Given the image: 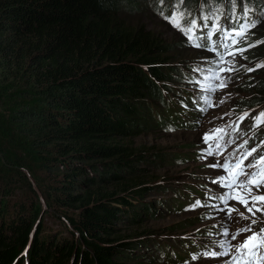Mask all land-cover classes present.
<instances>
[{
  "label": "trees",
  "instance_id": "obj_1",
  "mask_svg": "<svg viewBox=\"0 0 264 264\" xmlns=\"http://www.w3.org/2000/svg\"><path fill=\"white\" fill-rule=\"evenodd\" d=\"M119 2L0 0V264H127L147 240L119 233L115 219L136 231L150 205L137 198L158 178L113 171L130 173L146 155L124 141L132 129L173 123L164 80L181 73L158 63V41L118 15L139 0ZM244 84L249 100L264 98V75ZM105 184L113 186L95 188ZM44 215L65 235L45 229Z\"/></svg>",
  "mask_w": 264,
  "mask_h": 264
},
{
  "label": "rangeland",
  "instance_id": "obj_2",
  "mask_svg": "<svg viewBox=\"0 0 264 264\" xmlns=\"http://www.w3.org/2000/svg\"><path fill=\"white\" fill-rule=\"evenodd\" d=\"M185 1L183 0V11L189 14L193 10L196 13V5L193 0H189V4H186ZM213 1L210 0V4H214ZM261 1L245 0L253 9H257V2ZM168 4L169 0H139L135 9L128 12L121 11L118 15L129 28H143L148 35L158 41L160 48H156L154 51L156 56L153 55L155 56L154 59L159 60L158 63L176 65L181 71L202 78L203 74L193 72V69L197 66L206 68L209 66V62L215 60V58L208 52L189 49L183 45L182 39L185 36L162 18L157 11V8L162 5L161 10L167 12ZM222 4H226L227 8L229 7L227 0H219V5H215L221 7ZM201 14L199 13V16ZM263 24L264 19L251 30L249 43L264 40V31L260 30ZM162 44L165 46L164 48H162ZM241 46L244 45L241 44ZM263 46L264 43H260L256 47L248 49L243 54L247 57V60L237 55L235 58L237 65L254 67L256 63L264 61V53L260 55ZM189 51L194 53L195 56L193 58H182ZM229 59L232 58L227 56L226 60ZM221 75L225 76L223 73ZM263 75L264 68L257 69L252 73H246L243 69L237 71V74L230 79L227 88L210 94L213 106L205 116L200 118L196 116V113H193V115H177V119L180 116L191 125L188 129L181 128L184 126L180 125L178 121L174 123L176 128L166 126L164 128H154L155 125L151 124L152 127L142 129L141 127L134 128L133 123L129 126L134 129L130 132L131 134L126 136L124 141L129 145V149L145 148L146 155L135 163L132 172L125 173V170L118 169L117 172L113 171L114 174H122L123 178L132 175L155 176L158 180L154 182V186L148 194H143H147V197L137 198L143 206L150 205H148L149 209L146 216L143 215L141 210L139 211L141 217H137L136 221L139 223L136 225V231L134 226H128L125 217H120L121 219L125 218L123 221L119 218L115 219V230L119 233L132 236L138 231H143L142 234L134 237L147 238L143 245L129 250L132 253H128V257L125 259L127 264H224L227 257L210 258L202 256L201 253L210 248L218 251L219 249L214 246L215 242L227 239L219 235L223 228L227 227L229 231L233 232L235 228L240 229L247 226L251 221V217L243 206L236 201H230L229 206L238 209V211L233 212L229 217L226 211L220 212L218 210L220 207H224L219 200L210 199L205 194V192L210 191L211 194L218 196L221 194V189L213 183L219 176V170L209 167L211 160L200 154L199 149L202 148L200 138L223 121L235 119L245 111L250 113L245 119L249 121L252 127L253 117L256 116V113L264 110V98L260 101L263 102L260 105H258L260 102L254 103L256 98L249 100V97L254 96L255 93L252 88L244 83L252 79L254 81ZM165 82H167L164 83L166 89H163V92L169 95L168 99L175 106V109L184 112L197 110L189 104L187 94H194L195 91L200 92L201 95L205 93L197 88L195 82ZM157 88L160 89L161 86L157 84ZM140 97L144 100V96ZM221 99H223V103H221ZM2 102L4 105L7 99H3ZM251 105L255 107L246 109ZM162 106L163 104L161 106L154 105L157 109ZM225 113L228 115H225ZM150 123L153 122L150 121ZM169 129L173 130L169 131ZM253 129L264 130V123ZM154 152L163 156L162 159H157V155L153 156L151 153ZM202 162H207V164L204 165ZM210 173H213V180L209 177L211 176ZM39 176L42 177L45 184L48 182L53 183L51 175L43 173ZM73 180L80 181L76 176L73 177ZM112 186L113 184H105L95 188L111 189ZM14 196H18V193L16 192ZM137 199L132 198V201L138 205ZM197 200H200L201 206L194 209L190 208V205ZM211 205L216 207H211ZM155 210L158 211L153 213ZM240 212H244V215L249 216L250 219H243ZM257 220V223L264 222V215L257 213ZM119 221H122V223ZM41 224L45 229H51L53 232L59 229V232L65 235L62 225L51 215H44ZM192 245L198 247L196 251H194ZM24 251L21 255L24 254ZM163 254H165V257H163ZM194 256L196 259H193Z\"/></svg>",
  "mask_w": 264,
  "mask_h": 264
},
{
  "label": "snow or ice",
  "instance_id": "obj_3",
  "mask_svg": "<svg viewBox=\"0 0 264 264\" xmlns=\"http://www.w3.org/2000/svg\"><path fill=\"white\" fill-rule=\"evenodd\" d=\"M229 7L225 11L220 6H213L207 12L202 13L197 18L190 17L183 11V0H174V6L169 8L170 15L162 11V5L157 8L158 13L169 22L173 27L179 30L186 37L187 43L191 47H205L204 41H207L206 49L216 54V59L209 62L206 68L197 66L193 72L201 73L202 80L195 81L199 84L200 89L205 95H202L195 103H203L201 111H206L208 107L213 106L210 94L220 89L228 87L230 77L222 76V73H235L243 69L246 73L255 72L257 69L264 68V61L258 62L254 67H246V65H237L236 56H243L250 48L256 47L264 40H258L249 43V33L257 27L264 19V8L256 9L260 14V18L253 16V8L245 2V0H228ZM219 5V0H216ZM229 21L227 26L221 25V18ZM219 31L218 40H213L214 34ZM243 44L244 46H238ZM223 49V52L219 49ZM225 56L232 59L226 60ZM221 99V103H223ZM225 115H228L225 113ZM250 113L248 111L240 114L237 119L244 121ZM253 128H257L264 123V110L260 111L253 117ZM228 127H232L229 125ZM173 129H169L172 131ZM233 132L239 130V124L232 127ZM225 128L218 127L211 129L205 133L203 141L208 144V148L204 150L207 156L222 155L224 157L221 163L217 160L215 163L208 165L212 168L221 169L225 175L217 177L213 183L221 188V194L215 199L219 200L224 207H220V212H227L229 217L238 209L229 206L230 201H236L243 206L247 213L250 214L251 222L247 226L238 229L235 233H231L227 227L219 235L227 239H221L215 242V247L219 250L206 249L201 253L204 257L219 258L227 257L224 264H264V228L254 231L253 226L257 224V213L264 215V151H260L264 147V140L255 147H249V139H244L241 143H236L232 138L225 140ZM236 144L231 152H227V146ZM251 158V159H249ZM248 161V163H245ZM243 177V179H241ZM226 189L227 191H224ZM211 199V197H210ZM201 206L200 200L190 205V208ZM211 207H216L211 205ZM240 216L248 220L249 216H245L244 212H240ZM246 235L245 239L233 244L241 234ZM193 259H196L194 256Z\"/></svg>",
  "mask_w": 264,
  "mask_h": 264
},
{
  "label": "clouds",
  "instance_id": "obj_4",
  "mask_svg": "<svg viewBox=\"0 0 264 264\" xmlns=\"http://www.w3.org/2000/svg\"><path fill=\"white\" fill-rule=\"evenodd\" d=\"M189 0H186L185 1V3L186 4H189ZM214 2V4H210L211 2H210V0H193V3L196 5V13H195V11L193 12V10H192V12H189V16L190 17H193V18H197V19H199V13H205V9L208 7V9L210 8V7H213L215 4H216V1L214 0L213 1ZM173 3H174V0H169V4H168V7L166 8L167 9V12L166 13H168L169 15L171 14L170 13V11H169V8L170 7H173L174 5H173ZM257 4H258V7H257V9H260L261 8V6H264V0H262L261 2H257ZM216 6V5H215ZM222 6H223V8L225 9V11H227L228 10V8H227V5L226 4H222ZM253 16L255 17V18H260V14L259 13H257L256 12V9L254 8L253 9ZM262 20V19H261ZM228 23H229V21L227 20V19H225V18H221V20H220V24L221 25H224V26H227L228 25ZM219 35H220V33H219V31H217V33L216 34H214V36H213V40H218V38H219ZM182 43H183V45L186 47V48H189V49H196V50H199V51H205V52H208V53H210V55L213 57V58H217L216 57V54L214 53V52H210V51H208L207 49H206V45H207V41L205 40L203 43H204V45H205V47H201V48H196V47H191V46H189L188 45V43H187V40H186V37H184L183 39H182ZM238 46H241V44L240 45H238ZM190 58H193V57H190ZM227 57L225 56V59H226ZM166 65H169V64H166ZM178 67V66H177ZM179 68V67H178ZM180 77H179V79H177V78H173V79H171V80H164V82L165 81H188V82H195V81H197V80H200L201 82H204L203 80H202V78H200V77H197V76H195V75H191V74H189L188 72H184V71H181V69H180ZM165 83H167V82H165ZM197 84V83H196ZM197 88L198 89H200V86H199V84H197ZM200 92H198V91H195V93L194 94H187V97H188V99H193V100H198L202 95L201 94H199ZM205 95V94H204ZM261 103H263V102H260L258 105H260ZM252 106H254V105H252ZM208 110L209 109H207L206 111H204V112H202V113H199L197 110H194V112H183L181 115H193V113H196V116H199L200 118H202L203 116H205V114L208 112ZM237 118V117H236ZM235 118V119H236ZM178 119H179V117H178ZM183 119V118H182ZM184 120V119H183ZM184 121H186V120H184ZM179 124H180V122H179ZM180 125H182V124H180ZM182 126H184V127H181V128H183V129H188V128H190V124L186 121V123L184 124V125H182ZM200 140H201V144H202V148L201 149H199V151H200V154H201V151L204 149V142H203V135L201 136V138H200ZM240 143V142H239ZM249 146V145H248ZM207 159H209V160H211V158L210 157H207ZM203 164H205L206 162H202ZM219 173H220V171H219Z\"/></svg>",
  "mask_w": 264,
  "mask_h": 264
},
{
  "label": "bare ground",
  "instance_id": "obj_5",
  "mask_svg": "<svg viewBox=\"0 0 264 264\" xmlns=\"http://www.w3.org/2000/svg\"><path fill=\"white\" fill-rule=\"evenodd\" d=\"M261 8H264V6H261ZM207 11H208V7L205 9V12H207ZM235 74H237V71H236L235 73H223V75L230 77V79H232L233 75H235ZM179 122H180V124H182V125H184V124L186 123V121H184V120L181 119V118H179ZM207 196H209V195H207ZM192 247H193L194 251H196L197 248H198L196 245H192ZM169 254H170V253H169ZM167 256H168V255H167ZM167 256H166V257H167ZM163 257H165V254H163ZM169 258H170V255H169ZM26 259H27V258H26ZM26 259L24 260V264H26Z\"/></svg>",
  "mask_w": 264,
  "mask_h": 264
}]
</instances>
